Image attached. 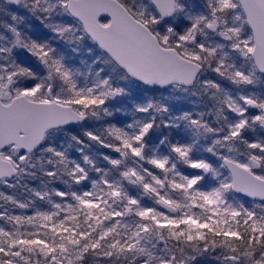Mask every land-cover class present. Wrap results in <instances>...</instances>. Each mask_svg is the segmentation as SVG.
Listing matches in <instances>:
<instances>
[{
  "label": "snow or ice",
  "instance_id": "obj_1",
  "mask_svg": "<svg viewBox=\"0 0 264 264\" xmlns=\"http://www.w3.org/2000/svg\"><path fill=\"white\" fill-rule=\"evenodd\" d=\"M0 264H264V0H0Z\"/></svg>",
  "mask_w": 264,
  "mask_h": 264
}]
</instances>
